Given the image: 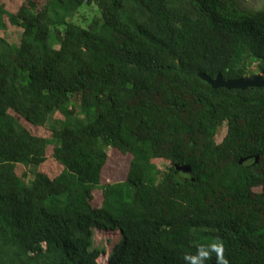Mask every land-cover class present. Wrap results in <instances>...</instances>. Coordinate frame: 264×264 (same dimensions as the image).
I'll use <instances>...</instances> for the list:
<instances>
[{
    "label": "trees",
    "instance_id": "obj_1",
    "mask_svg": "<svg viewBox=\"0 0 264 264\" xmlns=\"http://www.w3.org/2000/svg\"><path fill=\"white\" fill-rule=\"evenodd\" d=\"M6 1L0 264H99L95 230L122 235L107 264H191L201 248L218 264L217 242L228 264H264V86L200 76L264 74V5ZM116 155L126 173L109 178Z\"/></svg>",
    "mask_w": 264,
    "mask_h": 264
},
{
    "label": "rangeland",
    "instance_id": "obj_2",
    "mask_svg": "<svg viewBox=\"0 0 264 264\" xmlns=\"http://www.w3.org/2000/svg\"><path fill=\"white\" fill-rule=\"evenodd\" d=\"M22 0H7L6 5L9 9L13 10L16 7L20 5ZM240 7L244 9H251L256 10L261 8L264 5V0H238ZM94 7L98 13L100 14L99 9L97 6ZM92 7H86L90 8V16L89 18L94 17L96 15V10L92 9ZM84 7H82L83 9ZM85 25V23H83ZM22 29L16 28V27H10L7 31L3 32V36H5L11 43H17L19 42L20 36H21ZM43 134H46V130L43 129L41 131ZM221 132L224 134L225 130H221ZM126 159L118 160V155L114 157V161L111 160L106 168V174L109 176V178L113 176H118L122 178L124 174L126 173L125 170L127 168L126 166ZM108 178V177H107ZM122 239V235L119 230L117 231H108V230H95L94 234V240H95V246L96 247H102L106 248V253H103L99 258V264H107L109 255L113 249V247L118 244Z\"/></svg>",
    "mask_w": 264,
    "mask_h": 264
},
{
    "label": "water",
    "instance_id": "obj_3",
    "mask_svg": "<svg viewBox=\"0 0 264 264\" xmlns=\"http://www.w3.org/2000/svg\"><path fill=\"white\" fill-rule=\"evenodd\" d=\"M200 76L209 82L213 87H226L228 89H242L245 90L249 87H263L264 86V74L256 73L248 77L225 80L221 74L216 78H212L206 73H200ZM177 168L183 172L191 173L192 168L190 165H181ZM32 254V252H30Z\"/></svg>",
    "mask_w": 264,
    "mask_h": 264
},
{
    "label": "clouds",
    "instance_id": "obj_4",
    "mask_svg": "<svg viewBox=\"0 0 264 264\" xmlns=\"http://www.w3.org/2000/svg\"><path fill=\"white\" fill-rule=\"evenodd\" d=\"M211 251L216 252L218 264H228V261L223 256V245L219 242L210 245ZM209 252L203 248L199 249L196 256H186V261H191V264H203V260L206 259Z\"/></svg>",
    "mask_w": 264,
    "mask_h": 264
}]
</instances>
